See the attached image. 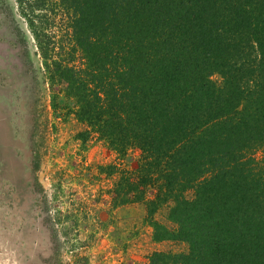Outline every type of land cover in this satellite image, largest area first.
<instances>
[{
	"label": "trees",
	"instance_id": "1",
	"mask_svg": "<svg viewBox=\"0 0 264 264\" xmlns=\"http://www.w3.org/2000/svg\"><path fill=\"white\" fill-rule=\"evenodd\" d=\"M15 1L75 118L116 152L140 151L111 206L144 202L153 240L187 244L146 264H264V0ZM53 10L65 49L45 27ZM164 205L172 229L151 217Z\"/></svg>",
	"mask_w": 264,
	"mask_h": 264
},
{
	"label": "rangeland",
	"instance_id": "2",
	"mask_svg": "<svg viewBox=\"0 0 264 264\" xmlns=\"http://www.w3.org/2000/svg\"><path fill=\"white\" fill-rule=\"evenodd\" d=\"M53 11L45 27L65 49L68 22ZM62 87L47 81L16 1L0 0V264H146L153 251L185 253L181 240L152 239L144 202L111 206L117 171H133L140 151L120 154L87 131ZM254 157L264 166V147ZM167 205L151 217L172 229Z\"/></svg>",
	"mask_w": 264,
	"mask_h": 264
}]
</instances>
